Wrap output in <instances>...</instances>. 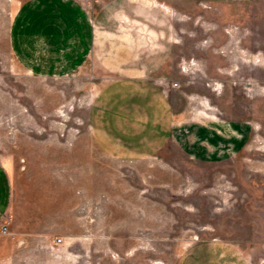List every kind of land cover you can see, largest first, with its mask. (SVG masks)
<instances>
[{"label":"rangeland","instance_id":"rangeland-1","mask_svg":"<svg viewBox=\"0 0 264 264\" xmlns=\"http://www.w3.org/2000/svg\"><path fill=\"white\" fill-rule=\"evenodd\" d=\"M3 224L0 264H264V0H0Z\"/></svg>","mask_w":264,"mask_h":264},{"label":"crops","instance_id":"crops-1","mask_svg":"<svg viewBox=\"0 0 264 264\" xmlns=\"http://www.w3.org/2000/svg\"><path fill=\"white\" fill-rule=\"evenodd\" d=\"M37 43H39V42H37ZM37 46H38V47H41V46H39L38 44H37ZM19 47H20V46H19ZM19 47L17 46L18 53L20 52V48H19ZM19 57H20V56H19ZM20 58H21V57H20ZM99 136H101V135H99ZM122 138H123V140L121 139V141L124 142V143L127 145V143H129V142L126 140L125 136H123ZM96 142L102 147V149H105V150L108 149V147H107L108 144L106 143L105 138L103 139V137H99L98 140H97Z\"/></svg>","mask_w":264,"mask_h":264},{"label":"built area","instance_id":"built-area-1","mask_svg":"<svg viewBox=\"0 0 264 264\" xmlns=\"http://www.w3.org/2000/svg\"><path fill=\"white\" fill-rule=\"evenodd\" d=\"M0 233L1 234H7L8 233V227L6 224H3L0 226ZM61 240L59 238L56 239V242H60Z\"/></svg>","mask_w":264,"mask_h":264}]
</instances>
